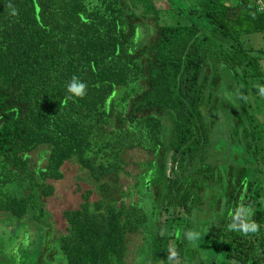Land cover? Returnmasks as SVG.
Returning <instances> with one entry per match:
<instances>
[{
    "label": "trees",
    "instance_id": "1",
    "mask_svg": "<svg viewBox=\"0 0 264 264\" xmlns=\"http://www.w3.org/2000/svg\"><path fill=\"white\" fill-rule=\"evenodd\" d=\"M180 1L187 15L176 5L162 11L156 0H0V213L19 229L43 228L36 264H61L59 255L65 264H125L137 233L153 240L156 256L172 246L179 260L192 254L206 264L189 242L158 236L160 214L190 216L225 171L227 209L245 199L260 229L227 231V210L214 236L223 264H264V210L248 181L264 165V97L254 87L264 85V15L256 0ZM255 35L262 45L250 41ZM74 75L87 95L66 100ZM226 81L230 111L217 95ZM218 112L226 126L219 136ZM132 151L149 160L127 186ZM72 169L87 189L61 213L59 229L46 201Z\"/></svg>",
    "mask_w": 264,
    "mask_h": 264
},
{
    "label": "rangeland",
    "instance_id": "2",
    "mask_svg": "<svg viewBox=\"0 0 264 264\" xmlns=\"http://www.w3.org/2000/svg\"><path fill=\"white\" fill-rule=\"evenodd\" d=\"M156 5L159 9L165 12H171L175 9L173 6L176 5L180 8L182 15H187V10L180 0H156ZM164 17L167 19L168 23H175L170 21L167 16ZM147 38V30L142 31L140 33L138 44L142 45L146 42ZM250 41L255 43V45L263 44V38L260 35L250 37ZM228 83L229 81H226L222 84L223 86L225 85V87L221 88V91H218L217 95L220 99V105L226 104L228 111H230L229 109L233 107L235 94L232 90L228 91L226 89ZM213 118L215 119V125L212 127L214 128L213 131L219 136L226 130L223 121L225 118L224 113L218 112ZM211 149L217 156L221 151L220 146L217 143L211 147ZM147 160H149V157L143 152H129L126 156V171L130 174V177L123 179L122 183L127 186L134 184L135 177L140 173L142 165ZM262 166L263 168H261L260 171H255L253 169L249 171L248 181L251 185V191L259 197L258 205L264 210V165ZM73 171L74 169L69 172L65 171L66 178L57 185L54 197L46 201L47 210L51 215V220L59 229L65 227L61 213L76 208L81 194L87 189L85 184L76 183L74 181L75 175ZM74 172L76 174V171ZM226 178V171L220 174V178L216 177L212 188L202 194L201 205L197 210L193 211L190 216H187L183 209H170L169 211L163 210L159 219L158 236L172 238L173 236L178 237L177 234L179 233V241L183 244H187L183 234L189 229H194L200 233V239L195 243H192V246L188 247L189 249L196 251L199 256L203 258L210 253L212 254L213 251H217L218 247L213 241L214 236L219 233L218 227L220 224L222 225L223 214L228 210L223 198L224 191L227 187ZM249 191L250 190L246 188L244 191L245 197L250 193ZM134 199L135 201H138V195H135ZM245 201L246 200L243 199L242 202L244 203ZM142 205L147 216L151 218L152 210L150 206V198L145 197L142 201ZM11 222L12 220H9L7 216L0 213V262L2 264H9L6 258L17 257L18 264H36V259L42 245L43 228L26 226L21 222V227L19 229V227L15 226L16 223L11 225ZM180 226H183V228L179 229ZM144 235L145 233H137L129 237L125 264H162V262L167 260V257H165L167 255H164L162 252L158 253L157 256L152 253L153 240L148 238L145 239ZM17 238L20 239L17 241ZM26 240L27 243L25 242ZM19 244H21V251L18 254L19 251H17V248ZM155 249L157 250L159 248L156 247ZM217 254L221 257V251H217ZM183 256L184 258H181L180 261L177 260L172 262V264H180V262H183L182 264H200L199 262H195V255L184 254ZM257 257L262 263L264 261V252L259 251ZM58 258L61 261V264H65L64 259L61 258L60 255L56 260Z\"/></svg>",
    "mask_w": 264,
    "mask_h": 264
},
{
    "label": "clouds",
    "instance_id": "3",
    "mask_svg": "<svg viewBox=\"0 0 264 264\" xmlns=\"http://www.w3.org/2000/svg\"><path fill=\"white\" fill-rule=\"evenodd\" d=\"M10 9V14L12 16H18L17 9L11 4H8ZM254 87L257 88L258 95L264 97V85L256 84ZM66 100L73 98L82 99L87 95V85L83 83L79 77L73 76L71 80L66 85ZM239 98L247 101V97L243 94H238ZM254 208L251 204L245 205L241 202L234 209L228 210L229 222L224 226L227 231L239 233L242 236H249L251 234H256L259 232L260 225L257 224L253 219ZM179 237V233L177 234ZM184 239L190 244L195 243L200 239V233L194 229H189L184 232ZM27 243V240L25 241ZM167 260L162 262V264H172L179 258V254L176 249L170 246L167 250Z\"/></svg>",
    "mask_w": 264,
    "mask_h": 264
},
{
    "label": "crops",
    "instance_id": "4",
    "mask_svg": "<svg viewBox=\"0 0 264 264\" xmlns=\"http://www.w3.org/2000/svg\"><path fill=\"white\" fill-rule=\"evenodd\" d=\"M214 241V240H213ZM214 244H216V246L218 247L217 248V251H221V245L220 244H218L217 242H215L214 241ZM212 251H213V249H212ZM217 251H213V253L211 254H208V255H206L205 256V258H203V260H204V262L206 263V264H210V263H214V264H223L224 262H226L225 261V256H224V254L221 252V257H219V255L217 254ZM201 257V256H200ZM178 261H180L179 259H178ZM230 264V263H229Z\"/></svg>",
    "mask_w": 264,
    "mask_h": 264
},
{
    "label": "built area",
    "instance_id": "5",
    "mask_svg": "<svg viewBox=\"0 0 264 264\" xmlns=\"http://www.w3.org/2000/svg\"><path fill=\"white\" fill-rule=\"evenodd\" d=\"M256 5L258 7L259 12L264 15V2L263 0H256ZM262 229L264 231V224L262 225Z\"/></svg>",
    "mask_w": 264,
    "mask_h": 264
}]
</instances>
